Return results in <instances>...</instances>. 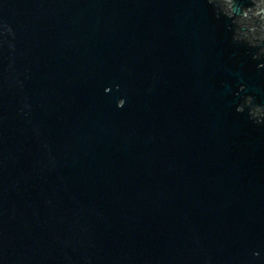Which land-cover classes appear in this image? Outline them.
<instances>
[{
    "label": "water",
    "instance_id": "95a60500",
    "mask_svg": "<svg viewBox=\"0 0 264 264\" xmlns=\"http://www.w3.org/2000/svg\"><path fill=\"white\" fill-rule=\"evenodd\" d=\"M0 264H264V0H0Z\"/></svg>",
    "mask_w": 264,
    "mask_h": 264
}]
</instances>
